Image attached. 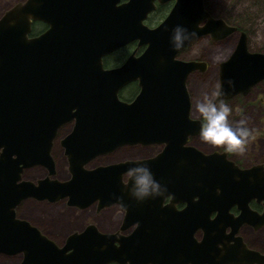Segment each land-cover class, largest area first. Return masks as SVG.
<instances>
[{"label":"flooded vegetation","instance_id":"obj_1","mask_svg":"<svg viewBox=\"0 0 264 264\" xmlns=\"http://www.w3.org/2000/svg\"><path fill=\"white\" fill-rule=\"evenodd\" d=\"M29 1L0 0V18L14 5ZM127 1L119 0L117 4ZM150 1L142 5L141 15L154 7L143 19V24L154 28L170 14L176 0ZM29 4L36 9L34 11L41 8L46 17L43 20L31 17L27 36L34 40L41 55L45 49L52 59L59 48L67 46L68 30L76 34L79 29H90L93 19L104 15V12L96 15L90 11L108 9L111 0H37ZM202 4L210 17L225 23L227 27L223 30L228 34L214 39L208 32L185 45L176 56L184 62L205 64L203 70L190 71L186 81L189 116L201 123L202 117L196 110V104L201 101L200 80L213 92L207 97L215 101V94L221 89L218 75L221 61L230 58L240 40L245 41L249 52L264 54V0H202ZM212 6L219 13H215ZM43 34L46 35L43 41H37ZM202 41L208 45L223 44L226 55L216 69H211L206 54L196 53L195 46ZM145 48V44L138 46L136 41L126 43L103 54L101 68L114 70L122 66L130 54L134 52L138 57ZM99 75L102 70L63 72L57 74V83L49 84L50 90L57 93L69 90L75 93L66 97L75 102L73 105L59 104L64 112L56 116L47 131L42 130V122H37L35 127L38 150L43 152L44 140L49 141L48 153L54 165V173L49 177L59 182L71 178L69 156L73 151L81 157L93 155L84 163V168L95 170L120 162L153 158L163 149L160 144L139 143L119 145L105 153L95 151L97 147L86 148L98 136L104 137L98 132L95 134L87 122L77 117V109L87 97L86 92L95 87L91 83L111 81ZM65 78L70 80H62ZM115 80L112 88L117 89L118 99L127 104L134 101L140 93L139 80L126 82L121 76ZM223 100L232 109L230 124L235 126L241 119L247 121L251 136L246 151L241 155L226 153L223 147L204 148L200 132L190 135L185 145L206 154L224 153L238 169L255 167L254 173L247 178H238L227 188L213 181L208 187L206 182L192 181L190 175L157 178L166 186L167 193L142 203L133 199L124 187L125 173L119 180L97 181L98 187L93 190H83L79 184L80 192L62 197L43 196L48 190L43 187L31 191L33 194L17 188L7 189L0 192V259L7 261L6 264H48L44 258L56 255L49 264H264V222L261 224L264 221V191L257 192V185L251 184L256 174H264V79L251 85L246 94L236 92ZM178 116H182L179 110L164 114V117ZM104 172L108 176V172ZM48 173L46 166L40 163L25 166L18 182L28 180L37 187L38 181L47 178ZM168 181L177 184H165ZM109 252L111 258L106 257Z\"/></svg>","mask_w":264,"mask_h":264},{"label":"water","instance_id":"obj_2","mask_svg":"<svg viewBox=\"0 0 264 264\" xmlns=\"http://www.w3.org/2000/svg\"><path fill=\"white\" fill-rule=\"evenodd\" d=\"M36 1L29 2L34 4ZM118 1L111 0L108 9H92L90 13L98 15L104 12V15L95 17L90 29H79L77 35L68 30L67 46L59 48L52 59L45 49L41 55L34 40H29L27 36L30 18L43 20L46 17L41 8H38L40 11H34L36 9L31 8L29 2H20L0 18V192L17 188L33 194L31 191L43 187L48 189L43 196L62 197L80 192V185L83 190H93L98 187L95 184L97 181L119 180L122 173L139 165L149 167L155 179L190 175L192 181L206 182L208 187L213 181L219 187L227 188L234 185L231 183L238 178H247L254 173L255 167L249 170L238 169L225 158L224 153L214 151L206 154L191 145H185L190 135L200 132L202 124L189 116L187 74L197 68L203 70L205 64L200 61L184 62L176 56L185 45L208 32H211L214 39L228 34L223 30L227 27L225 23L210 17L204 10L202 0H176L165 20L154 28H148L143 24V19L148 10L154 7L148 8L144 15H141V10L142 5L150 0H128L121 5L117 4ZM203 21H206L205 24L200 26ZM176 25L194 33L179 50H173L170 42L172 29ZM45 37L43 34L37 41H43ZM133 41L138 46L145 44V51L138 57L133 52L122 66L114 70L101 68L103 54ZM92 69L102 70L99 76L111 81L91 83L95 87L86 92L87 97L77 109V117L87 122L94 133L104 136L102 139L98 136L86 148L97 147L95 151L105 153L119 145L139 143L160 144L163 149L153 158L120 162L95 170L84 168V163L93 155L81 157L73 151L69 156L71 178L59 182L49 177L54 173L53 161L48 153L49 141L47 143L44 140V151H39L35 127L37 122H42V130L47 131L56 116L64 112L59 104L75 103L66 98L69 93L75 95L72 91L61 94L60 91L57 93L56 90H50L49 84L57 83L59 79L56 78L57 74ZM218 75L221 87L219 92L225 93L222 99L236 92L246 94L251 85L264 79V54L246 50L242 39L230 58L221 61ZM117 76L126 82L139 80L140 93L129 104L121 102L117 89L112 88ZM176 110L182 116L164 117L165 112ZM27 159L32 160L26 162ZM37 163L46 166L49 171L47 178L39 180L37 187L28 180L18 182L22 168ZM104 171L108 172V176ZM170 183L177 184L171 181L165 184ZM251 184L257 185V192L264 191V174H256ZM55 256L44 259L51 263ZM106 257L111 258V252Z\"/></svg>","mask_w":264,"mask_h":264},{"label":"clouds","instance_id":"obj_3","mask_svg":"<svg viewBox=\"0 0 264 264\" xmlns=\"http://www.w3.org/2000/svg\"><path fill=\"white\" fill-rule=\"evenodd\" d=\"M192 35L194 33H190L188 29L176 25L172 29L170 38L173 50L182 48ZM231 83L229 81L230 85ZM215 95L217 97L215 101L205 96L204 100L196 104V110L203 120L199 135L205 143L223 147L226 153L242 155L246 151V145L251 136V131L246 126L247 121L241 119L236 122L235 126L230 124L229 116L232 109L222 99L225 93L221 91ZM125 176L127 180L124 182V187L128 190L129 195L139 203L149 198L164 197L167 193L166 186L161 185L154 178L151 169L146 165L128 169ZM129 181L131 187H129Z\"/></svg>","mask_w":264,"mask_h":264},{"label":"rangeland","instance_id":"obj_4","mask_svg":"<svg viewBox=\"0 0 264 264\" xmlns=\"http://www.w3.org/2000/svg\"><path fill=\"white\" fill-rule=\"evenodd\" d=\"M243 1H245V0H243ZM246 5H247V3L243 4V7H246ZM212 9L215 10V13H219L218 10L215 9L213 6H212ZM251 10L252 9H248V11H251ZM263 25H264V23L262 24V26ZM195 50H196V53H198V54L202 55L204 53L207 55L206 59L209 62L211 69H213V68L216 69L218 62H220L221 59L226 55V53L224 51L223 44L216 45V44H210L209 43V45H208V43L206 41H202V42L198 43L195 46ZM200 88H201V95H200L201 101L204 100L205 96H207V95L212 96L213 95L212 90L209 91V87H208L207 83H202V80H200ZM202 146L204 148H207V149L214 147L213 145L205 143V142L202 143ZM4 263L6 264L8 262L7 261L5 262V261L0 259V264H4Z\"/></svg>","mask_w":264,"mask_h":264}]
</instances>
